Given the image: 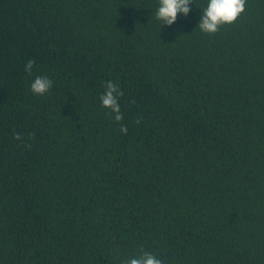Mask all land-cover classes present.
Wrapping results in <instances>:
<instances>
[{
	"label": "trees",
	"instance_id": "obj_1",
	"mask_svg": "<svg viewBox=\"0 0 264 264\" xmlns=\"http://www.w3.org/2000/svg\"><path fill=\"white\" fill-rule=\"evenodd\" d=\"M192 2L0 0V264H264V0Z\"/></svg>",
	"mask_w": 264,
	"mask_h": 264
},
{
	"label": "clouds",
	"instance_id": "obj_2",
	"mask_svg": "<svg viewBox=\"0 0 264 264\" xmlns=\"http://www.w3.org/2000/svg\"><path fill=\"white\" fill-rule=\"evenodd\" d=\"M192 0H159V7L155 12V17L162 25L172 26L177 21L178 14L187 16L191 9ZM246 0H209L207 7L202 11V18L198 28L206 34H216L222 26L234 24L238 18L245 12ZM35 60H29L25 65V71L32 73L35 66ZM31 91L34 95L43 96L53 87V81L47 76H36L31 83ZM123 92L113 81H107L105 92L99 97L104 108L109 109L114 114L117 122L123 120V114L119 104V97ZM139 124L140 121L138 120ZM121 132L127 133V127L121 125ZM15 139H21L19 134ZM30 147V145H28ZM122 264H165V261L155 255L153 252L142 251L141 255L127 258Z\"/></svg>",
	"mask_w": 264,
	"mask_h": 264
}]
</instances>
